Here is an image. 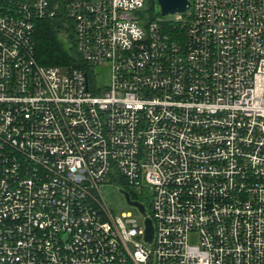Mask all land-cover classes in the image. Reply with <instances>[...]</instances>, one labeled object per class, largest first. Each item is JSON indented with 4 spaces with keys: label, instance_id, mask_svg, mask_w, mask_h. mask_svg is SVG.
<instances>
[{
    "label": "built area",
    "instance_id": "1",
    "mask_svg": "<svg viewBox=\"0 0 264 264\" xmlns=\"http://www.w3.org/2000/svg\"><path fill=\"white\" fill-rule=\"evenodd\" d=\"M189 2L0 0V264H264V0ZM54 18L85 69L36 60Z\"/></svg>",
    "mask_w": 264,
    "mask_h": 264
},
{
    "label": "trees",
    "instance_id": "2",
    "mask_svg": "<svg viewBox=\"0 0 264 264\" xmlns=\"http://www.w3.org/2000/svg\"><path fill=\"white\" fill-rule=\"evenodd\" d=\"M155 0H145V12L147 19L159 17L156 11ZM64 23V19H39L35 21L33 40H34V55L36 60L44 65L53 66H73L85 69L86 65L76 53L74 42L72 40V24ZM163 29L172 33L181 31L180 26L173 19L163 18L161 22ZM71 31V32H70ZM67 34L71 45L65 46L61 35ZM130 194L134 198L138 195L129 189Z\"/></svg>",
    "mask_w": 264,
    "mask_h": 264
},
{
    "label": "rangeland",
    "instance_id": "3",
    "mask_svg": "<svg viewBox=\"0 0 264 264\" xmlns=\"http://www.w3.org/2000/svg\"><path fill=\"white\" fill-rule=\"evenodd\" d=\"M155 6H156V11L159 13V6L157 5V3ZM159 17H160V13H159ZM165 18L166 19H168V18L172 19L171 15H166ZM61 39H62L65 46L71 45L68 42V41H70V39H69V36L67 34L64 33V35H61ZM99 80L105 81L106 75H103ZM121 188H124L128 191H129V189H131L133 192H135V190H133V188L128 187L126 185H113V184L105 185L101 188V193H102L104 200L109 205V207L112 210V212L114 213V215L119 216L123 212H131L139 221H141V215L137 212V210L134 207H132L126 203L124 195L120 192ZM143 194H145V196H148V193H146V191ZM138 199L142 200L144 202L145 207L147 208V211H148V203H147L146 199L144 198V196L139 195ZM190 240L195 241V237L192 236Z\"/></svg>",
    "mask_w": 264,
    "mask_h": 264
},
{
    "label": "water",
    "instance_id": "4",
    "mask_svg": "<svg viewBox=\"0 0 264 264\" xmlns=\"http://www.w3.org/2000/svg\"><path fill=\"white\" fill-rule=\"evenodd\" d=\"M159 6L160 17H165L166 15H175L185 13L190 5L189 0H155ZM120 192L124 195L126 203L130 206L137 207L142 213H144V207L141 203L135 200H131L129 194L122 189ZM145 238L150 241L152 236V224L149 218L145 219Z\"/></svg>",
    "mask_w": 264,
    "mask_h": 264
},
{
    "label": "flooded vegetation",
    "instance_id": "5",
    "mask_svg": "<svg viewBox=\"0 0 264 264\" xmlns=\"http://www.w3.org/2000/svg\"><path fill=\"white\" fill-rule=\"evenodd\" d=\"M121 190V189H120ZM123 191H126L128 194H129V197L132 199V200H135V198L130 194V192L126 189H122Z\"/></svg>",
    "mask_w": 264,
    "mask_h": 264
}]
</instances>
